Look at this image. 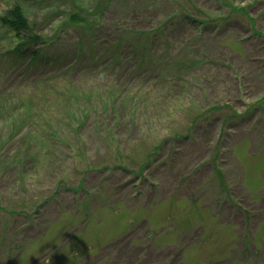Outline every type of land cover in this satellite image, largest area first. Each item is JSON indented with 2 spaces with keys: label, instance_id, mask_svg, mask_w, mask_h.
<instances>
[{
  "label": "rangeland",
  "instance_id": "rangeland-1",
  "mask_svg": "<svg viewBox=\"0 0 264 264\" xmlns=\"http://www.w3.org/2000/svg\"><path fill=\"white\" fill-rule=\"evenodd\" d=\"M15 6L0 264H264V0Z\"/></svg>",
  "mask_w": 264,
  "mask_h": 264
},
{
  "label": "trees",
  "instance_id": "trees-1",
  "mask_svg": "<svg viewBox=\"0 0 264 264\" xmlns=\"http://www.w3.org/2000/svg\"><path fill=\"white\" fill-rule=\"evenodd\" d=\"M231 12L238 13L240 11L238 10L237 7H232ZM80 20L77 18V20L75 21H80ZM82 21H83V18L81 20V24H83ZM0 22L2 25L6 26L11 32H13L15 36L23 38L22 42H19L14 47L13 52H15L17 56H21L27 53V54H31L33 59L40 58L41 55H40L39 50H31V45L38 41L37 39L38 36L35 34H30V33L25 35L24 32L29 31V28L27 26L28 21L26 17L23 15L22 10L18 6H15L12 9H10L7 15L1 16ZM88 27L89 25L87 27L84 26L83 28H88ZM151 32L149 31L146 32V35L144 37V45H142L143 48L147 49V46L149 45V42L151 39L150 37L152 33H154V31L152 33Z\"/></svg>",
  "mask_w": 264,
  "mask_h": 264
}]
</instances>
